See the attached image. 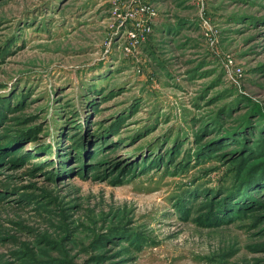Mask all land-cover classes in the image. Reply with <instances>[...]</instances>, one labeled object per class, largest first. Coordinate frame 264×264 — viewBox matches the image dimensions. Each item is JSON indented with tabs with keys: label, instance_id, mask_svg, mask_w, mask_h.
<instances>
[{
	"label": "rangeland",
	"instance_id": "rangeland-1",
	"mask_svg": "<svg viewBox=\"0 0 264 264\" xmlns=\"http://www.w3.org/2000/svg\"><path fill=\"white\" fill-rule=\"evenodd\" d=\"M150 1L0 0V264H264V0Z\"/></svg>",
	"mask_w": 264,
	"mask_h": 264
},
{
	"label": "built area",
	"instance_id": "built-area-1",
	"mask_svg": "<svg viewBox=\"0 0 264 264\" xmlns=\"http://www.w3.org/2000/svg\"><path fill=\"white\" fill-rule=\"evenodd\" d=\"M123 4L118 16L126 27L127 33L135 42L145 41L147 34L151 31L150 21L156 15V10L150 0H120ZM121 9V7H120Z\"/></svg>",
	"mask_w": 264,
	"mask_h": 264
},
{
	"label": "trees",
	"instance_id": "trees-1",
	"mask_svg": "<svg viewBox=\"0 0 264 264\" xmlns=\"http://www.w3.org/2000/svg\"><path fill=\"white\" fill-rule=\"evenodd\" d=\"M237 135H239V132H237V134H236V136ZM23 139V138H22ZM21 138H12V139H10V140H8L7 141V144L6 145H9L8 147H10L11 145H14V143H18V142H21V140H22ZM212 140H209V142L206 144V148L207 147H212L213 145H214V143H215V145L217 144V143H219V142H217L216 140V138H211ZM232 139H236V137H235V135L233 136V138ZM221 141V140H220ZM236 141V140H235ZM238 141V140H237ZM155 159V158H154ZM153 163H157L156 162V160H154L153 161ZM255 169V168H254ZM262 172L264 173V170H262ZM253 173V172H252ZM259 173H261V172H259ZM262 176V174H259L258 176H257V178H250V177H248V180H246L245 181V186H247V187H250V186H252V185H255L256 183H260V182H264V176L263 177H261ZM243 185V184H242ZM241 185V186H242ZM243 191V190H245V189H243V188H239V190H236V191ZM235 191V192H236ZM230 197V196H229ZM229 198H224L223 199V207L224 208H226V209H230V208H232V206H234V205H236V200H228Z\"/></svg>",
	"mask_w": 264,
	"mask_h": 264
}]
</instances>
